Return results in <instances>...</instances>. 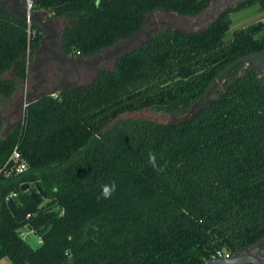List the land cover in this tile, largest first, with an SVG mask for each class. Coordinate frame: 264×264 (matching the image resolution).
<instances>
[{"label": "trees", "instance_id": "obj_1", "mask_svg": "<svg viewBox=\"0 0 264 264\" xmlns=\"http://www.w3.org/2000/svg\"><path fill=\"white\" fill-rule=\"evenodd\" d=\"M34 11L62 18V52L88 59L124 42L149 13L196 17L210 0H31ZM196 31L163 27L100 68L84 84L55 74L0 137V260L9 264H202L264 237V73L244 63L215 82L230 61L264 50V21L234 29L230 12ZM28 40L27 22L0 11V101L14 104L43 37ZM57 84V85H54ZM62 85V84H61ZM54 86V87H53ZM214 92L196 111L208 87ZM48 87V88H47ZM13 106V105H12ZM151 107L178 119L118 117ZM3 118L0 115V132ZM17 147L27 169L14 173ZM149 151L159 164L148 163ZM162 157V158H161ZM115 180L110 199L101 185ZM27 183L28 191L21 186ZM39 186L37 210L18 221L5 197L23 207ZM40 236L31 245L19 234Z\"/></svg>", "mask_w": 264, "mask_h": 264}, {"label": "water", "instance_id": "obj_2", "mask_svg": "<svg viewBox=\"0 0 264 264\" xmlns=\"http://www.w3.org/2000/svg\"><path fill=\"white\" fill-rule=\"evenodd\" d=\"M243 1L244 0H233L230 3H226L223 7H221L220 9L216 10L213 13L215 15L211 16L210 21H212L214 19V17L217 16L219 13L227 10L230 7L234 8L237 6V4H239ZM210 2H211V0H210ZM210 2H209V4H210ZM26 3H27V0H0V11L5 10V11L9 12L12 16L19 17L25 21H29L32 25H34L36 27H40L43 31V37L40 40L39 46L33 52L26 51L23 54L22 58L17 63H20L24 56H27L30 53H33L34 59L27 66V72L35 70L36 66H38L39 63L41 62V65L43 67L41 66V68L39 69V73H40L41 77L44 78L43 62H46V61H44V60L42 61V59H40L38 57V55L41 53V51H44V50L46 51V50L50 49L49 45L53 43V44L57 45V49H56L57 54L54 58V59L59 61V62L55 63V66H54L56 69L57 75H60L62 77V79L65 80L71 73L76 74L77 69L78 70L83 69L81 67H83L85 65L80 66V64H88L89 63L88 59H84L82 57L66 56L65 54H63L62 43H61V39H60V32L57 31V28L54 25L53 19L47 17L43 11L31 10L28 12L27 7H26ZM207 9H208V7H207ZM144 26H145V24H143L141 29L139 31H137L133 36H131L128 40H126L124 42L117 43L113 46L104 48L100 52L91 56L89 59H94V58L98 57L99 63H100L102 58H106V59L109 58L114 63L115 59L117 57H119L121 54H123V53L127 52L128 50L133 49L139 45V44H136L134 46V42L136 41L139 34L143 30ZM176 28L180 29L178 27H176ZM239 63H244V64L248 65L250 68L255 69L257 72L264 73V50H258V51L250 52L248 54H245L243 56H239V57L235 58L234 60L230 61L228 64H226L223 68H221L215 74L214 81L217 82V81L222 80L226 76V74H228L229 71ZM60 67L62 70L64 69L62 72L60 71ZM100 68H102V67H99V68L96 67V69H95L96 72ZM74 69H76V70H74ZM33 77L36 80H39V78H37L36 74H33ZM49 82L50 81H48V83ZM37 85H38V83H35L32 87L35 89V87ZM209 87L210 86H208L203 91L201 96L199 97L198 107L196 108V111H199V109L202 108L207 103L209 93H210ZM31 94L33 95L34 98L37 97L36 91L31 90ZM30 100L31 99L28 97L25 98L26 105ZM28 189H29V185L27 183H25L21 186L22 191H28ZM39 195H41V197H44V193H43L42 189L39 186H37L36 191L30 192L32 202L26 204L23 207H20L17 205L16 201L13 198H9L7 200V206L10 209L12 215L14 217H16V219L18 221H21V220L27 218L28 216H30L31 214H34L36 212L37 207H38L39 203L41 202V197ZM236 260H238V259H236V258H234V259L232 258L229 260L226 259L225 262H233ZM211 262H212V260H206L202 264H209Z\"/></svg>", "mask_w": 264, "mask_h": 264}, {"label": "rangeland", "instance_id": "obj_3", "mask_svg": "<svg viewBox=\"0 0 264 264\" xmlns=\"http://www.w3.org/2000/svg\"><path fill=\"white\" fill-rule=\"evenodd\" d=\"M215 14L210 15L214 16ZM200 16V15H199ZM199 16L196 17H190V16H181L178 15L175 12L172 11H163V10H156L148 14L147 20L145 23V26L141 33L139 34L138 38L134 42V46L136 44H141L142 42L146 41L154 32H156L158 29L163 27H171V28H180L185 31H196L204 27V25L210 20V18L204 19L201 23H196V19L199 18ZM229 17L231 20L230 26L225 34V39H228L230 37L231 32L239 27L256 23L259 21H264V13L259 11L256 6H250L244 9H240L234 12L229 13ZM54 25L57 28V31H60V28L62 27L64 21L62 18L54 19ZM264 34V29L261 32ZM132 47V46H131ZM113 65V62L109 58H102L100 63L98 62L95 66L99 67H111ZM247 65L244 64V66L240 69L242 71L244 67ZM93 69L92 71L88 72L86 69H79L77 73H71L62 83L58 85L63 86L64 84H84L89 81H91L95 74L96 70ZM29 76L31 77L30 80L27 83L21 84L20 89L16 95L15 98V106L14 104H6L2 101H0V115L3 118V128L0 132V137L7 134L12 125L23 117V104L25 103V98L28 97L30 99L34 98L31 94V87L30 85L33 83V75L29 73ZM60 77V75H58ZM62 84V85H61ZM57 85V84H54ZM54 87V86H53ZM45 89L43 91H50L51 88ZM28 93V94H27ZM42 93V92H41ZM40 91H37L36 94H41ZM214 95V92H211L209 97H212ZM13 105V106H12ZM123 118H146L150 120H154L157 122H167L170 120L178 119L177 116H172L167 114L166 112L156 110L151 107L143 108L138 111H132V112H125L121 114L118 119ZM26 240L31 245H36V241L33 238V236H28ZM0 264H9L8 260L2 259L0 260Z\"/></svg>", "mask_w": 264, "mask_h": 264}, {"label": "flooded vegetation", "instance_id": "obj_4", "mask_svg": "<svg viewBox=\"0 0 264 264\" xmlns=\"http://www.w3.org/2000/svg\"><path fill=\"white\" fill-rule=\"evenodd\" d=\"M233 0H211L208 9H206V11H204L202 14H200L199 18L196 19V23H201L204 19L206 18H210V15H212L216 10L220 9L221 7H223L226 3H230ZM246 0H244L243 2L239 3L242 4L244 3ZM237 4V6L239 5ZM236 6V7H237ZM234 7V8H236ZM228 9H231L228 8ZM204 18V19H203ZM50 44V43H49ZM50 49L48 50H44L41 51V53L38 55V57L40 59H42V61H46L43 62L44 65V78L41 77L40 73H39V69L41 68V62L39 63L38 66H36L35 70L30 71L29 73H31V75L36 74L37 78H39L38 80V85L35 87V89L32 87V85H30L31 90L34 91H38L41 88H43L44 86H48V81H51L54 79V76L56 74V69H55V63L59 62L58 60L54 59L56 54H57V45L55 44H50L49 45ZM34 59V54L32 57V61ZM31 61V62H32ZM88 64H80V66H83L81 68H83L84 70L86 69L88 72L92 71L93 69H95L96 64L99 62V58L96 57L94 59H89L88 58ZM61 64V63H60ZM43 67V66H42ZM64 70V69H63ZM60 67V71H63ZM76 70V69H74ZM78 71V69H77ZM43 76V75H42ZM33 81V80H32ZM226 252V256L221 257H211L208 258L206 260H212L211 263L209 264H264V237H262L261 239L257 240L256 242L250 244L249 246L240 249L238 251L235 252ZM238 259L236 261L233 262H225L226 259ZM204 260V261H206ZM203 261V262H204ZM202 262V263H203Z\"/></svg>", "mask_w": 264, "mask_h": 264}, {"label": "built area", "instance_id": "obj_5", "mask_svg": "<svg viewBox=\"0 0 264 264\" xmlns=\"http://www.w3.org/2000/svg\"><path fill=\"white\" fill-rule=\"evenodd\" d=\"M26 7H27L28 12L31 11V8H32L31 0H27ZM26 22H27V36H28V40H30L31 37L36 35V30L35 28H33L34 25H32L29 21H26ZM23 107L24 108L26 107V102L23 104ZM9 161H12L15 163L14 166H12V168L10 169L14 173L23 172L28 167L27 162L22 158L21 153L17 147H15L12 150L11 155L9 157ZM16 196H17L16 192L14 191L10 192L5 197V200L7 201L9 198H13L15 200ZM18 231H19L20 236L25 240L28 236H33L37 244H40L42 242L40 236L37 235L33 230L29 229L27 226L21 227ZM218 256L224 257L226 256V252L225 251L217 252L216 256H213V257H218Z\"/></svg>", "mask_w": 264, "mask_h": 264}, {"label": "clouds", "instance_id": "obj_6", "mask_svg": "<svg viewBox=\"0 0 264 264\" xmlns=\"http://www.w3.org/2000/svg\"><path fill=\"white\" fill-rule=\"evenodd\" d=\"M148 163L158 173L163 172L167 166V162H165L164 165L159 164L157 159H156L155 153H153L151 151H149V153H148ZM116 190H117V182L115 180H112L109 183L103 184V185H101V193H100V197H98V199H100V198L110 199L112 197V195L116 192Z\"/></svg>", "mask_w": 264, "mask_h": 264}, {"label": "crops", "instance_id": "obj_7", "mask_svg": "<svg viewBox=\"0 0 264 264\" xmlns=\"http://www.w3.org/2000/svg\"><path fill=\"white\" fill-rule=\"evenodd\" d=\"M33 83L35 84V83H38V80H36L34 77H33ZM51 83V81L49 82V84ZM33 84V85H34Z\"/></svg>", "mask_w": 264, "mask_h": 264}]
</instances>
